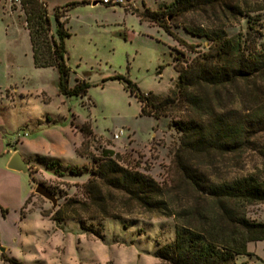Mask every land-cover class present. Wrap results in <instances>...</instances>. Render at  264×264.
Listing matches in <instances>:
<instances>
[{
	"label": "rangeland",
	"instance_id": "obj_1",
	"mask_svg": "<svg viewBox=\"0 0 264 264\" xmlns=\"http://www.w3.org/2000/svg\"><path fill=\"white\" fill-rule=\"evenodd\" d=\"M43 1L53 32L55 7L81 0ZM86 1L65 11L70 35L64 39L70 69L67 85L83 80L86 92L65 95L59 91L56 69L33 65L21 5L0 0V264H169L154 252L172 241V216L148 212L104 187L102 208L82 194L89 172L71 173L69 167L95 164L92 157L103 148L116 152L120 164L164 182L167 200L176 210L193 206L209 214L216 210L190 189L171 186L178 183L172 159L180 136L173 123L181 116L178 108L172 117L141 115L140 103L124 87L128 79L158 100L175 84L173 56L178 52L185 60L194 56L155 22L139 17L170 0ZM214 14L194 11L169 25L195 50H204L207 40L188 34L181 24L206 28L223 22ZM260 23L259 41L264 42V11ZM246 29L245 19L226 28L231 36ZM239 100L240 96H227L214 106L237 105ZM263 148L264 133H259L254 147L241 154L192 156L191 162L219 180L260 174ZM14 152L28 162L30 174L7 168ZM37 183L53 192L55 207L34 192ZM245 210L250 218L264 220V203L247 205ZM55 212L62 219L51 218ZM72 212L86 227L71 218ZM104 212L109 216L103 217ZM197 222L191 216L189 223ZM89 228H97L102 239ZM248 248L254 255L246 259L264 264V240L251 242Z\"/></svg>",
	"mask_w": 264,
	"mask_h": 264
},
{
	"label": "trees",
	"instance_id": "obj_2",
	"mask_svg": "<svg viewBox=\"0 0 264 264\" xmlns=\"http://www.w3.org/2000/svg\"><path fill=\"white\" fill-rule=\"evenodd\" d=\"M77 3L88 1L55 7L52 32L46 3L20 0L33 65L56 69L59 91L65 95H83L87 87L83 80L73 87L67 85L70 69L65 64L64 39L70 33L65 26L68 18L65 11ZM61 8L63 12H59ZM194 11H211L223 18V22L206 28L181 24L188 34L207 40L204 50H195V45L179 37L169 25ZM263 11L264 0H170L158 10L139 15L141 20L155 22L178 44L194 52V56L189 60L182 58V52L173 56L177 73L175 84L158 100L128 79H124V87L140 103L141 115L172 117L171 112L178 108L181 116L173 123L180 136L172 158L178 183L171 186L190 189L216 210L210 209V214L200 212L195 206L176 210L167 200L169 192L164 182L120 164L117 153L110 149L103 148L98 156H93L95 164L91 166L69 167L71 173L89 172L87 180L81 184L82 194L99 208L104 204V187L120 192L148 212L172 216L173 239L154 252L169 264H252L246 259L254 255L248 248L249 243L264 240V220L250 218L245 210L247 205L264 203V171L219 180L191 162L192 156L241 154L253 148L257 135L264 133V42L259 41ZM167 17H171V21ZM241 19L246 20L247 29L229 35L226 28ZM223 94L235 99L240 96V100L237 105L215 107V103H221ZM56 213L51 218L62 219L56 217ZM104 214L103 217L109 216ZM74 215L72 219L77 218ZM191 216L200 224L189 223ZM78 221L81 227H86L83 219ZM89 229L102 239L97 228Z\"/></svg>",
	"mask_w": 264,
	"mask_h": 264
},
{
	"label": "water",
	"instance_id": "obj_3",
	"mask_svg": "<svg viewBox=\"0 0 264 264\" xmlns=\"http://www.w3.org/2000/svg\"><path fill=\"white\" fill-rule=\"evenodd\" d=\"M98 3L97 0L92 1V4ZM7 168L16 172L30 174V167L27 161H25L18 152H14L8 162ZM34 192L41 195L42 197L50 200L53 207H55L56 198L54 197L53 192L46 187L43 183H37Z\"/></svg>",
	"mask_w": 264,
	"mask_h": 264
},
{
	"label": "built area",
	"instance_id": "obj_4",
	"mask_svg": "<svg viewBox=\"0 0 264 264\" xmlns=\"http://www.w3.org/2000/svg\"><path fill=\"white\" fill-rule=\"evenodd\" d=\"M11 3H16V4H20V0H9ZM111 0H100L101 3H108L110 2ZM120 133V132H119ZM118 135L117 133H115L113 135L114 138H118Z\"/></svg>",
	"mask_w": 264,
	"mask_h": 264
},
{
	"label": "crops",
	"instance_id": "obj_5",
	"mask_svg": "<svg viewBox=\"0 0 264 264\" xmlns=\"http://www.w3.org/2000/svg\"><path fill=\"white\" fill-rule=\"evenodd\" d=\"M13 154V153H12Z\"/></svg>",
	"mask_w": 264,
	"mask_h": 264
}]
</instances>
